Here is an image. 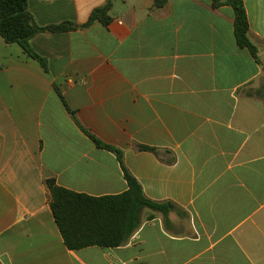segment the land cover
Segmentation results:
<instances>
[{
    "label": "crops",
    "instance_id": "obj_1",
    "mask_svg": "<svg viewBox=\"0 0 264 264\" xmlns=\"http://www.w3.org/2000/svg\"><path fill=\"white\" fill-rule=\"evenodd\" d=\"M154 1L112 0L109 26L80 28L108 0H28L39 26H78L30 41L48 72L0 36V264H264V0H243L258 61L231 6ZM122 164L169 213L69 250L46 181L117 196Z\"/></svg>",
    "mask_w": 264,
    "mask_h": 264
},
{
    "label": "trees",
    "instance_id": "obj_2",
    "mask_svg": "<svg viewBox=\"0 0 264 264\" xmlns=\"http://www.w3.org/2000/svg\"><path fill=\"white\" fill-rule=\"evenodd\" d=\"M111 1L106 6L96 9L89 21L80 26L87 28L99 21L109 26L111 17ZM213 7L228 5L235 12V35L238 46L250 51L258 61V49L249 39V23L243 0H212ZM168 0H155L154 8L163 9ZM78 28L71 23H62L47 27L39 26L28 9V0H0V36L7 44L18 43L26 53L38 60L48 72V63L31 48L30 41L44 32L65 33ZM66 105L65 99L61 98ZM94 142L101 148L114 152L122 163L121 152L114 147L102 144L94 137ZM142 150H150L158 155V151L141 146ZM124 177L128 190L117 196L91 197L85 194L64 189L54 180H47L50 193V208L58 226L64 244L71 251L98 246L117 248L128 243L141 225V214L145 209L169 213L167 203H156L148 199L141 184L125 168Z\"/></svg>",
    "mask_w": 264,
    "mask_h": 264
}]
</instances>
